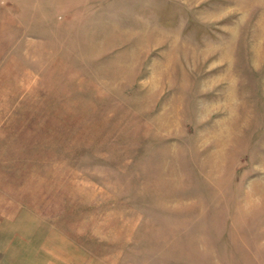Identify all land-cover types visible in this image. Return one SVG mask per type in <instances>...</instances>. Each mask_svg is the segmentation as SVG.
<instances>
[{"label":"rangeland","instance_id":"rangeland-1","mask_svg":"<svg viewBox=\"0 0 264 264\" xmlns=\"http://www.w3.org/2000/svg\"><path fill=\"white\" fill-rule=\"evenodd\" d=\"M0 264H264V0H0Z\"/></svg>","mask_w":264,"mask_h":264}]
</instances>
